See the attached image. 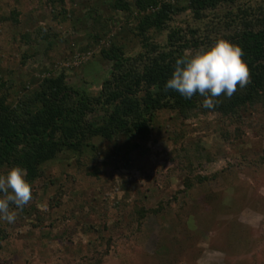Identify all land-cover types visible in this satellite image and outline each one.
Listing matches in <instances>:
<instances>
[{"label": "rangeland", "instance_id": "374dc122", "mask_svg": "<svg viewBox=\"0 0 264 264\" xmlns=\"http://www.w3.org/2000/svg\"><path fill=\"white\" fill-rule=\"evenodd\" d=\"M166 1L177 10L144 40L134 11L114 0H0L1 91L16 100L63 72L96 94L112 65L100 50L111 42L127 56L145 41L164 45L174 29L213 42L221 33L211 20L238 11L221 5L196 18L185 0ZM238 3L264 10V0ZM126 139L94 137L92 150L45 163L16 222L0 221V264H264L263 104L224 117L162 109L147 138Z\"/></svg>", "mask_w": 264, "mask_h": 264}, {"label": "trees", "instance_id": "16d2710c", "mask_svg": "<svg viewBox=\"0 0 264 264\" xmlns=\"http://www.w3.org/2000/svg\"><path fill=\"white\" fill-rule=\"evenodd\" d=\"M239 0H185L196 18L218 6L236 5L238 11L211 20L223 37L239 45L250 70V82L237 88L229 99L221 95L212 110L202 107L203 97L191 99L166 89L175 61L189 45L195 49L208 45L200 29H189L190 38L174 29L164 45L143 43L145 50L127 56L122 44H109L100 50L102 58L111 61V71L98 93L91 94L68 85L63 72L44 76L31 91L10 100L0 89V168L20 166L32 184L43 173V165L68 151L79 155L93 149L90 139L100 137L117 143L119 135L126 141L137 136L145 139L159 110H175L188 118L192 113L216 112L220 116L236 115L256 104L264 105V10L261 13L241 7ZM112 6L137 19V34L146 40L150 29L162 30L170 14L177 9L166 0H114ZM208 25V24H206ZM38 39H46L41 30ZM4 82H0V88ZM97 112L100 114L96 115ZM133 146H138L137 142ZM14 207V206H13ZM146 211L139 209L137 218ZM4 235L0 234V241ZM100 262V261H98Z\"/></svg>", "mask_w": 264, "mask_h": 264}, {"label": "clouds", "instance_id": "9594fccd", "mask_svg": "<svg viewBox=\"0 0 264 264\" xmlns=\"http://www.w3.org/2000/svg\"><path fill=\"white\" fill-rule=\"evenodd\" d=\"M243 49L232 41L217 37L208 45L186 50L175 61L166 89L191 99L203 97L202 107L212 110L221 95L231 98L237 88L250 82V70L244 60ZM20 166L0 173V221L14 224L17 210L22 211L32 196V184ZM13 206L16 210H13Z\"/></svg>", "mask_w": 264, "mask_h": 264}]
</instances>
